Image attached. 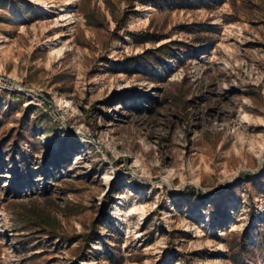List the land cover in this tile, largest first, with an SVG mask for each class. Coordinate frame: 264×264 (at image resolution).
Instances as JSON below:
<instances>
[{
  "label": "rangeland",
  "instance_id": "obj_1",
  "mask_svg": "<svg viewBox=\"0 0 264 264\" xmlns=\"http://www.w3.org/2000/svg\"><path fill=\"white\" fill-rule=\"evenodd\" d=\"M231 247L264 264V0H0V264Z\"/></svg>",
  "mask_w": 264,
  "mask_h": 264
},
{
  "label": "trees",
  "instance_id": "obj_2",
  "mask_svg": "<svg viewBox=\"0 0 264 264\" xmlns=\"http://www.w3.org/2000/svg\"><path fill=\"white\" fill-rule=\"evenodd\" d=\"M219 3H222L224 0H217ZM84 15H85V18L87 19V22L90 24V25H98V22H96V17L94 16V13L89 9V10H84ZM136 42H143V41H147L149 40L150 38H147V39H144V40H140L138 41L137 38H134ZM150 40H155V38L153 39H150ZM158 39H156L155 41H157ZM172 46H175V43L174 42H168V43H164V44H161L159 47H157L155 49V53H158V52H161V51H164L166 49H169L170 47ZM172 49V48H170ZM150 52H147V51H144L141 55H138L136 57V59H144V57H146ZM38 216V215H37ZM43 220L46 222L47 225H51L49 224L50 222L48 220H46L45 218H43ZM49 222V223H48ZM231 250V260L234 264H242L239 257L241 256V253L239 252H235L234 251V248L231 247L230 248ZM240 252H243L242 249L239 250Z\"/></svg>",
  "mask_w": 264,
  "mask_h": 264
},
{
  "label": "bare ground",
  "instance_id": "obj_3",
  "mask_svg": "<svg viewBox=\"0 0 264 264\" xmlns=\"http://www.w3.org/2000/svg\"><path fill=\"white\" fill-rule=\"evenodd\" d=\"M47 10H46V13H51L52 11L49 9V8H46ZM71 11H69V13H70ZM66 14V15H68L69 17H70V14Z\"/></svg>",
  "mask_w": 264,
  "mask_h": 264
}]
</instances>
